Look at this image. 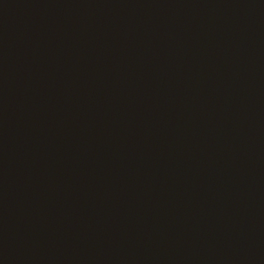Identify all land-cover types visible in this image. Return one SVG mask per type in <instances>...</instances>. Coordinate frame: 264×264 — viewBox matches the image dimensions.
I'll list each match as a JSON object with an SVG mask.
<instances>
[{
	"label": "water",
	"instance_id": "1",
	"mask_svg": "<svg viewBox=\"0 0 264 264\" xmlns=\"http://www.w3.org/2000/svg\"><path fill=\"white\" fill-rule=\"evenodd\" d=\"M0 264H264V0H0Z\"/></svg>",
	"mask_w": 264,
	"mask_h": 264
}]
</instances>
